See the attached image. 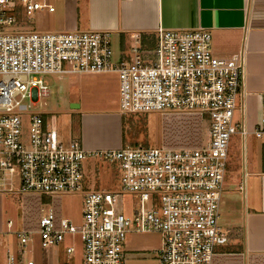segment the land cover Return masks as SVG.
Returning <instances> with one entry per match:
<instances>
[{
  "label": "built area",
  "instance_id": "built-area-1",
  "mask_svg": "<svg viewBox=\"0 0 264 264\" xmlns=\"http://www.w3.org/2000/svg\"><path fill=\"white\" fill-rule=\"evenodd\" d=\"M43 9L54 11L48 0H0V195L79 193L82 222L44 211L37 229L13 233L18 251H8L6 264H35L26 257L35 234L46 252L67 235L79 236L83 264H125L130 233L160 235L159 264H212L228 238L221 202L231 139L240 138L244 159L249 135L264 146V93L260 122L252 129L246 122L244 55L217 56L207 29L160 28L150 44L136 34L115 60L110 31L23 27ZM109 72L119 77L122 115H198L207 123L206 139L193 147L89 151L79 136L63 140L35 110L50 93L45 75ZM96 157L116 168L118 191L86 187L84 161ZM246 176L238 187L244 196ZM125 194L133 198L129 215ZM6 226L13 228L12 219Z\"/></svg>",
  "mask_w": 264,
  "mask_h": 264
},
{
  "label": "crops",
  "instance_id": "crops-1",
  "mask_svg": "<svg viewBox=\"0 0 264 264\" xmlns=\"http://www.w3.org/2000/svg\"><path fill=\"white\" fill-rule=\"evenodd\" d=\"M48 1L54 7V11L50 12L43 9L37 13L38 17L42 19L41 16H43L46 20L40 24L42 30L110 31L112 39L115 38L120 46V51L114 52L115 60H118L121 53L132 44L136 34H140L150 44V41L155 40L160 28L207 29L212 35V48L217 56L230 57L236 53L244 55V86L247 93L246 122L250 129L260 122L261 116L259 121H252L249 101L256 98L261 106L264 93V0ZM54 1L59 3L56 4ZM111 73L118 76L115 72H109L84 74L76 80L70 79L69 85L81 86L69 89L70 92L68 93L67 101L71 105L70 109H72L68 138L60 130L55 129L45 117L46 122L65 141L72 136H79L85 149L89 151L119 149L125 145L135 146L141 145V143L144 146L152 147L151 142L144 140L147 135L145 132L146 120H148L149 114L158 115L161 113L122 115L119 84L118 94L116 91L112 103L109 100L107 83L102 78L82 81L85 76L100 77ZM80 81L83 83L78 84ZM130 116L140 119L142 130L127 140L126 134L129 131L127 122ZM161 116L171 118L177 115L162 114ZM168 122L170 121L166 123ZM168 125L169 123L166 124V127ZM161 137L162 139L167 137L170 143L180 140L179 136L173 132L165 133V135L162 132ZM197 137L200 139L195 146L200 145L207 137L206 122L205 131H201L200 137L198 135ZM27 196L29 195H25V197ZM20 197L22 200L21 210L23 211V196ZM244 199L245 207L243 213H240L241 218L243 217L241 223H239L240 218H238L235 223H227L231 226H224L221 210V225L228 231V238L225 243L219 246L218 254L213 259L212 264H264V169L256 173L248 196L246 191ZM9 204L10 201H7L4 195H0V253L3 256L2 259L5 260L6 258V261L8 251H18L17 245L13 247L5 242L6 236L9 234V230L6 231L7 220L5 218ZM126 243L125 248L129 252V257L146 255L145 251L130 250ZM156 259L158 261V258Z\"/></svg>",
  "mask_w": 264,
  "mask_h": 264
},
{
  "label": "rangeland",
  "instance_id": "rangeland-1",
  "mask_svg": "<svg viewBox=\"0 0 264 264\" xmlns=\"http://www.w3.org/2000/svg\"><path fill=\"white\" fill-rule=\"evenodd\" d=\"M55 3L58 4L59 2ZM37 13L31 21L26 22L23 27L36 31H46L47 29L42 30L40 27L43 20H46L43 16H41L42 19L38 17ZM111 40L114 52L120 51V46L116 39L113 38ZM81 75L84 74L45 75L44 80L49 84L50 94L46 98H41L35 106V110L44 114L55 129L60 130L65 136L67 135L66 138H68L70 133L72 113V109H70L71 105L67 101V97L69 96L68 93L70 92L69 89L81 86L69 85V81L70 79L76 80ZM97 78H102L103 81L107 83L106 88L108 90L109 100L113 103L116 91L118 94V76L114 73L105 74V76L100 77L85 76L82 78V81ZM82 81L78 84H82ZM249 106L252 121H259L261 116L260 102L256 98L251 99L249 101ZM161 115L162 114H149L148 120H146L147 125L145 132L147 135L144 137V140L151 142L152 148L195 146L200 139L197 135L200 137V132L205 131V121L198 115L183 114L180 116H172L171 118H165ZM134 118V116H130L127 122L129 125V131L126 128L128 131L126 134L127 140L131 139L132 135L134 136L142 130V122L140 119ZM167 121H170L168 122V127H166V124H168L166 123ZM162 132L164 135L165 133L173 132V134L175 133L176 136H179L180 140L170 143L167 137L162 139ZM245 152L244 159L242 142L238 136H233L229 149L228 183L226 184V192L223 195L221 203L222 224L224 226H231L227 225V223H235L238 218H240L239 223L242 222L243 217L241 218L240 213H243L245 199L243 192L238 187L242 183L245 175H247L246 191L248 196V191H250L252 187V182L256 173L264 169V146L261 139L256 138L254 135H249L246 139ZM84 174L86 187L88 189H103L110 191H118L120 189L116 168L113 164L100 157L87 158L84 161ZM3 195L7 201H10L5 218L6 220L10 218L14 222V226L9 230L5 242H8L13 247L17 245V239L13 233L21 229H37L39 219L44 211H48L51 208L55 210L58 216L68 218L76 225L82 222L83 197L79 193L63 194L53 197L44 196L43 198L38 195H29L27 197L24 195L23 211L21 210L22 200L19 195ZM121 200L122 206L126 209L125 214L129 215V209L133 202L132 196L125 194ZM126 242L130 250L145 251L146 255L131 256L125 264H158L156 250L161 246V237L159 234L130 233ZM72 245L75 247V252L69 255L66 253V248ZM16 254L17 252H15V255ZM26 257L32 258L35 264H83V246L79 236L73 237L67 235L63 243L47 253L41 247L39 235L35 234L32 236V241L28 245ZM2 258L3 256H1L0 253V263L6 264V258L5 260Z\"/></svg>",
  "mask_w": 264,
  "mask_h": 264
}]
</instances>
